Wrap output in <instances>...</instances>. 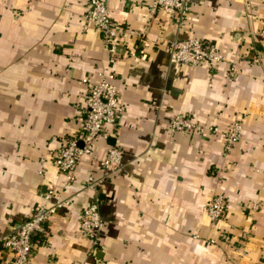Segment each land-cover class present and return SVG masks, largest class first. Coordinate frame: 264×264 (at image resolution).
I'll list each match as a JSON object with an SVG mask.
<instances>
[{
	"label": "crops",
	"instance_id": "1",
	"mask_svg": "<svg viewBox=\"0 0 264 264\" xmlns=\"http://www.w3.org/2000/svg\"><path fill=\"white\" fill-rule=\"evenodd\" d=\"M107 1L113 24L127 32L114 54L84 19L88 0H0V238L52 188L51 202H69L33 234L28 264L258 263L264 0H187L181 20L152 10V0ZM187 38L221 58L169 62V42ZM102 70L113 74L120 117L103 126L109 135L95 140L64 186L52 158L79 131L88 83ZM175 114L203 130H169ZM233 122L240 136L226 148L222 134ZM108 145L121 151L113 173L98 163ZM215 194L225 208L212 222L206 208ZM92 200L102 219L95 242L78 227ZM9 257L0 245V264Z\"/></svg>",
	"mask_w": 264,
	"mask_h": 264
},
{
	"label": "built area",
	"instance_id": "2",
	"mask_svg": "<svg viewBox=\"0 0 264 264\" xmlns=\"http://www.w3.org/2000/svg\"><path fill=\"white\" fill-rule=\"evenodd\" d=\"M151 9L162 10L168 15L175 16L177 20L186 13L187 0H152ZM84 19L91 23L99 32L103 47L110 53L116 52V47L124 42L126 29L113 24L107 0H88ZM257 37L264 41V19L261 22ZM221 56L204 44L200 38L173 39L168 44L169 62H177L189 66L213 65ZM113 74L108 71H99L97 79L89 82L84 96V113L79 131L70 136L65 145L61 146L52 158V164L63 176V185L68 186L74 179L75 170L82 156L91 153L94 142L98 138L105 139L109 133L104 125L115 126L122 110L121 97L118 90L111 84ZM82 81H86L85 78ZM171 131L203 130L184 114H175L167 125ZM207 130L217 132L215 126ZM240 124L233 122L222 134L224 145L228 148L240 136ZM121 151L118 147L108 145L104 157L98 161L107 173L118 170ZM87 183H92L87 177ZM53 189L48 188L42 195V201L31 209L30 215L18 223L12 230L0 238V245L9 252L10 257L5 264H28L31 252L33 234L44 230V222L58 209L68 204V199L51 202ZM256 208V204H252ZM225 200L221 194L211 197L206 208V215L212 222L224 216ZM102 226L95 200L82 207L79 213V232L91 242H95ZM256 264H264V258Z\"/></svg>",
	"mask_w": 264,
	"mask_h": 264
},
{
	"label": "trees",
	"instance_id": "3",
	"mask_svg": "<svg viewBox=\"0 0 264 264\" xmlns=\"http://www.w3.org/2000/svg\"><path fill=\"white\" fill-rule=\"evenodd\" d=\"M263 258H264V256L261 259H263Z\"/></svg>",
	"mask_w": 264,
	"mask_h": 264
}]
</instances>
